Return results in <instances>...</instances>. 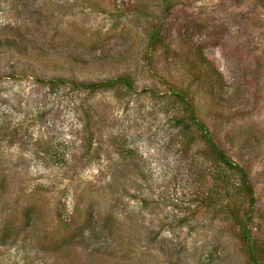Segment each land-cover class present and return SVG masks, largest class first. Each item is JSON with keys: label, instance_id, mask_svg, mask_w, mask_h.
<instances>
[{"label": "rangeland", "instance_id": "1", "mask_svg": "<svg viewBox=\"0 0 264 264\" xmlns=\"http://www.w3.org/2000/svg\"><path fill=\"white\" fill-rule=\"evenodd\" d=\"M247 207L264 246V0H0V264H251Z\"/></svg>", "mask_w": 264, "mask_h": 264}, {"label": "trees", "instance_id": "2", "mask_svg": "<svg viewBox=\"0 0 264 264\" xmlns=\"http://www.w3.org/2000/svg\"><path fill=\"white\" fill-rule=\"evenodd\" d=\"M152 38L155 37V32H152L151 34ZM124 83H128V79L124 76H118L114 78L107 79L105 81H99V82H88L87 84L77 83L74 86L77 87H83V88H89L91 90H95L96 88H102V87H112L114 85H122ZM183 91L177 90L174 93L175 98L178 100H183ZM182 111L184 112L187 122L183 123L186 128L193 126L195 128V131L197 132L199 138L203 142L205 146V151L203 154L207 156L211 162L214 165H220L219 172L216 177L219 176L220 179L225 178L226 176L224 173L226 171H235L238 175V185L237 187L242 188L245 194L248 197V204L251 206L253 204V195H252V188L249 181L247 180V172L246 169L243 166H238L235 163L231 161V159L227 156L224 149H222L214 140L210 132L208 131L205 123L198 119L193 112V107L190 102L183 101ZM226 167V171L223 170L224 167ZM227 180V179H226ZM251 208L247 207V210L244 211L243 215H237L235 210H231L232 218L234 223L238 227V236L240 240L243 243L244 250L246 252V255L248 256V259L251 264H264V246L257 243L251 233V228L249 226L250 224V216H251Z\"/></svg>", "mask_w": 264, "mask_h": 264}]
</instances>
